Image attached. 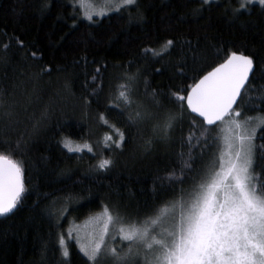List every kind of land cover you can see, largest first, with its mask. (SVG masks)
Instances as JSON below:
<instances>
[{
    "label": "trees",
    "instance_id": "obj_1",
    "mask_svg": "<svg viewBox=\"0 0 264 264\" xmlns=\"http://www.w3.org/2000/svg\"><path fill=\"white\" fill-rule=\"evenodd\" d=\"M242 2L137 0L89 21L79 0H0V97L11 112L0 120V150L22 162L26 187L17 208L0 217V264H89L68 234L104 206L142 222L160 205L187 200L217 159L223 124L207 133L215 141L205 149L200 132L209 127L185 103L181 113L173 93L186 95L227 54L243 52L254 67L235 108L264 115V7L240 9ZM137 110L154 118H136ZM169 113L173 127L162 138L154 125ZM65 138L93 150L70 152ZM254 143L259 183L264 127ZM190 150L195 167L181 176ZM102 159L111 165L98 168Z\"/></svg>",
    "mask_w": 264,
    "mask_h": 264
},
{
    "label": "snow or ice",
    "instance_id": "obj_2",
    "mask_svg": "<svg viewBox=\"0 0 264 264\" xmlns=\"http://www.w3.org/2000/svg\"><path fill=\"white\" fill-rule=\"evenodd\" d=\"M203 2L206 4L208 0ZM254 2L264 7V0H246L240 4V9ZM136 4L137 0H120L117 9ZM86 19L91 21L93 17L86 14ZM166 43L171 45L172 41ZM253 67L251 55L232 51L223 62L192 85L186 96L180 92L173 93L181 113L186 102L191 113L202 117L207 126L217 127V122L225 125L218 167L217 159H213L210 170L201 175L187 200L181 198L178 218L174 212L175 203L158 206L142 222L125 220L104 206L101 213L93 218L95 228L88 235V242L81 244V251L89 264H104L105 261H110V264H141V256L143 264H264V180L253 183L254 141L257 129L264 127V115L248 116L242 114L239 107H233L246 82H249ZM119 96L131 105L130 95L125 91H120ZM0 110V120L11 116V112L4 108L2 97ZM135 117L154 118L152 113L139 110ZM129 118L132 119L131 116ZM173 120L174 116L167 114L163 123L154 125V131L160 130L162 138L167 137ZM253 120L256 121L255 126H251ZM212 127L202 128L200 132L205 136V149L215 141V138L212 141L207 138ZM191 139L190 133L189 142ZM123 140V133H118V139L113 143L120 147ZM63 144L70 152L84 148L89 152L93 150L87 143L73 146L69 138H65ZM111 163L110 159H102L98 168L105 169ZM182 164L181 176L184 167L189 172L194 169L196 159L191 150ZM24 175L22 162L0 150V217H7L20 203L26 191ZM112 224L119 225L120 238L128 241L125 251L107 246L106 237ZM155 226L160 227L159 233H155ZM68 235L71 237L72 230ZM58 242L62 255L68 257L63 234Z\"/></svg>",
    "mask_w": 264,
    "mask_h": 264
},
{
    "label": "rangeland",
    "instance_id": "obj_3",
    "mask_svg": "<svg viewBox=\"0 0 264 264\" xmlns=\"http://www.w3.org/2000/svg\"><path fill=\"white\" fill-rule=\"evenodd\" d=\"M79 1L80 3L78 6L80 10L82 11L83 16L86 18V14H90L92 15L93 19L101 17L109 13V11L117 10V5H119V2H120V0H79ZM242 1L246 2V0H242ZM255 3H258V2H255ZM102 11L104 13L103 15H101ZM255 124H256L255 120L251 122V126H255ZM224 128H225V125H221L220 127H218V131L222 137L220 141L219 149L223 147V137L226 134L224 131ZM219 155H220V151L218 152V156H217V167H218ZM175 209H177L176 216L178 218L179 212H180V204H177ZM98 215L93 216L92 218L84 221L83 223H81L80 225L72 229V234L74 235V238L77 241L80 248H81L82 243L88 242V235L95 228V221L93 218ZM168 223L170 224V221ZM118 228H119L118 224H112L109 226V233H108V236L106 237V243H107V246L109 247H115V245H119V248H122V250L125 251L126 250L125 246L128 244V241L122 240L120 238ZM154 230H155V233H159L160 227L155 226ZM113 237L115 238L113 239ZM140 259L143 260V257L141 256Z\"/></svg>",
    "mask_w": 264,
    "mask_h": 264
},
{
    "label": "water",
    "instance_id": "obj_4",
    "mask_svg": "<svg viewBox=\"0 0 264 264\" xmlns=\"http://www.w3.org/2000/svg\"><path fill=\"white\" fill-rule=\"evenodd\" d=\"M222 62H223V61H222ZM211 70H212V69H211ZM211 70H209V71H211ZM252 72H253V71H252ZM251 74H252V73H250V76H251ZM204 75H205V74H204ZM201 78H202V77H201ZM249 78H250V77H249ZM199 79H200V78H199ZM199 79H198L195 83H197V82L199 81ZM195 83H194V84H195ZM247 83H248V82H246V84H247ZM194 84H193V85H194ZM245 86H246V85H245ZM190 89H191V87H190ZM190 89H189L188 91H190ZM243 90H244V89L241 90V94H242ZM188 91H187V92H188ZM186 94H187V93H186ZM185 96H186V95H185ZM239 99H240V97L237 98V103H238ZM236 105H237V104H234L233 107L235 108ZM185 106H186V108H187V104H186V102H185ZM187 110L189 111V113H190L191 115H193L194 117L198 118L199 120H201V121L203 122V118H202V117H199L198 114H196V113H191V111H190L188 108H187ZM218 123H219V122H217V124H218ZM203 124H204V122H203ZM204 125H205L206 127H212V126H207L206 124H204Z\"/></svg>",
    "mask_w": 264,
    "mask_h": 264
},
{
    "label": "bare ground",
    "instance_id": "obj_5",
    "mask_svg": "<svg viewBox=\"0 0 264 264\" xmlns=\"http://www.w3.org/2000/svg\"><path fill=\"white\" fill-rule=\"evenodd\" d=\"M220 123V122H219Z\"/></svg>",
    "mask_w": 264,
    "mask_h": 264
}]
</instances>
